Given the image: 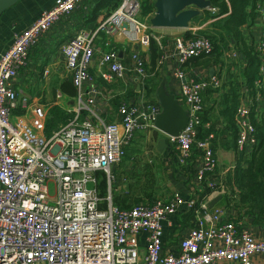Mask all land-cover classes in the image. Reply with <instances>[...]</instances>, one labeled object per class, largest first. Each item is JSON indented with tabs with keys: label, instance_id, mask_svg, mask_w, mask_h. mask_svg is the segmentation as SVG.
Masks as SVG:
<instances>
[{
	"label": "built area",
	"instance_id": "2783aa9c",
	"mask_svg": "<svg viewBox=\"0 0 264 264\" xmlns=\"http://www.w3.org/2000/svg\"><path fill=\"white\" fill-rule=\"evenodd\" d=\"M94 1L54 0L0 53V264H218L222 260L251 264L254 255H264V240L234 220H220L222 211L211 214L205 202L195 197L175 191L128 208L112 202V166L123 161L137 132L156 130L154 122L161 108L156 102L121 101L117 122L95 121L91 108L99 90L90 76L95 42L104 39L106 50L99 60L98 75L107 83L133 73L142 86L160 72L164 61L175 58V97L187 111L188 121L178 136L165 135L166 141L179 166L197 155L195 179L200 183L217 167L213 143L223 130L220 121H204V94L211 91L216 99L225 90L219 70L211 74L205 69L197 76V69H185L190 59L213 55V42L196 35L197 30L188 29L191 37H174L172 55L163 54L167 47L153 31V16L147 14L150 19L141 20L143 0H121L93 29L78 31L62 48L65 71L75 90L72 107L65 108L71 120L47 136V107L35 102L28 105L23 99L27 116L15 114L19 103L13 83L27 68L32 50L65 16ZM208 10L217 12L216 8ZM257 20L260 37L252 45L260 60L258 77L252 87L240 89L234 115V150L243 155L257 146L251 115L260 114L264 106V0L256 4ZM117 33L145 46L155 40L162 53L156 68L150 71L137 51L129 55L131 68L119 60L111 39ZM225 55L230 62H241L237 47ZM98 171L107 177L109 191L104 198L97 189ZM182 208L201 217L180 238L176 253L161 255L164 222ZM140 236L145 244L143 254Z\"/></svg>",
	"mask_w": 264,
	"mask_h": 264
},
{
	"label": "crops",
	"instance_id": "0c3cea01",
	"mask_svg": "<svg viewBox=\"0 0 264 264\" xmlns=\"http://www.w3.org/2000/svg\"><path fill=\"white\" fill-rule=\"evenodd\" d=\"M121 0H95L88 8L78 9L65 16L56 26L48 31L39 41V44L34 48L30 54L29 64L26 69L20 72L19 77L14 80L13 86L18 93L19 108L15 110L17 115L27 116V109L21 105L23 99L26 100L28 105L33 102L49 107L51 105H59L62 108H69L73 105V94H69L71 90V82L67 77L65 71V63L62 48L67 42L69 37L75 35L78 31L85 29L91 30L96 25L99 18L108 14L115 9ZM54 4V0H21L15 6L7 10L0 18V53L8 48L13 40V36L28 27L39 14L49 9ZM212 8V7H210ZM155 11V10H154ZM154 11L149 13L152 17ZM205 11L200 12L199 16ZM143 15V14H142ZM141 16V20H149L150 18ZM203 17V15H202ZM216 19L208 18L201 22L191 21L187 29L177 28H155L153 31L160 34L163 37L164 45L167 47V52H163L166 55H172L173 38L176 36H182L178 32L182 30V33L188 31V29H195L200 31L201 27L209 28V25ZM258 23L254 21L252 25L244 26L241 28L244 35H250L252 40H258L260 37L259 31L255 26ZM151 24V23H150ZM201 25V26H198ZM115 43V51L117 52L118 59L125 65L132 67V60L130 54L137 51L145 60L146 67L149 70L155 69L157 66V60L162 55L157 52V59L152 63V59L149 54V45L145 46L140 42H129V40L122 34H115L111 38ZM104 39L98 38L95 42V53L90 68V76L92 82L97 86L99 95L96 98L94 106L91 108L93 119L101 123L117 122L119 120L118 104L121 101L129 102H150L148 94V88L145 87V83L142 86L137 85L136 76L130 73L124 80H119L113 83H107L103 81L98 75L99 60L102 53L106 50L104 46ZM236 42L233 38L227 39L226 48L224 51L235 48ZM239 58L242 62L241 55ZM224 59V54L222 56ZM223 62V61H222ZM229 65L231 70L228 72L230 77L237 78L238 69L232 68L230 62H225ZM178 66L175 58L164 61L160 67L158 77H154L152 80L158 82L164 81V85L167 91L172 94L177 92V83L174 80L172 74L174 68ZM207 69L210 72L211 69L219 70L222 77L225 76V68L221 70L218 63L209 64L206 68L197 69L196 75L199 76V71ZM47 71L46 76L43 75L44 71ZM230 79V78H228ZM226 78V80H228ZM238 80L240 78H237ZM149 83V82H147ZM144 86V89H143ZM158 86V85H157ZM157 88V87H156ZM139 91L142 94H139ZM152 93V92H151ZM211 95L204 94V106L205 114L213 116V110L210 109V105L214 102L211 101ZM220 98V97H219ZM216 105V103L214 104ZM86 113L83 112V115ZM87 115V114H86ZM211 117V116H210ZM218 121H221V117ZM223 121V120H222ZM223 131L218 135L217 140L213 143V149L215 157L218 161V168L214 173L206 175L202 182H197L195 179V172L199 167L198 158L195 154L189 164L179 166L175 160V152L167 145L166 150L160 154L156 150L157 141L162 137V134L157 130H148L144 132H137L136 136L144 133H150L152 137L155 135L157 138L154 140V149L156 155L161 159V168L165 170V180L157 185L152 197L157 196H169L173 192L178 191L185 197H195L198 202H205L209 212L212 214L216 210L222 211L220 220H234L240 223V225L258 240H264V223L258 220L259 216L255 212H247L245 208L240 207L233 198H229L230 190L234 186L233 176L235 175L236 167L242 169L245 168L243 161L239 162L240 154L236 153L234 131L225 127V121ZM234 130V129H233ZM135 136V138H136ZM134 138V139H135ZM172 160L170 163L168 159ZM125 161V160H124ZM124 163V162H123ZM241 165V166H240ZM119 166L114 167L116 170ZM113 169H111L113 171ZM225 172L219 173L218 171ZM232 172V175H231ZM121 169L118 170L116 176H123ZM231 175V180H230ZM117 185V186H115ZM111 184L110 192L112 196L119 197L120 201H124V204L132 203L133 200H126V195L129 193V189L126 190L124 186L116 183ZM211 185H215L211 187ZM106 192L109 191V187L106 186ZM125 197V198H124ZM150 199V198H149ZM145 200L152 201V200ZM133 204V203H132ZM201 214H194L188 212L185 208L176 212L164 222V235L162 242L161 255L168 254L170 252L176 253L177 243L180 238L186 234V232L194 225L195 220L200 218ZM140 252L144 253V241L140 236ZM218 264H237L226 260L220 261ZM251 264H264V255L256 254L251 258Z\"/></svg>",
	"mask_w": 264,
	"mask_h": 264
},
{
	"label": "trees",
	"instance_id": "16d2710c",
	"mask_svg": "<svg viewBox=\"0 0 264 264\" xmlns=\"http://www.w3.org/2000/svg\"><path fill=\"white\" fill-rule=\"evenodd\" d=\"M258 1L259 0H210L211 7L216 8L217 12L212 13L210 11H205L203 14L196 16L192 20L194 22H199L202 15L204 20L208 18L216 19L204 32L196 31L195 33L196 35H204L209 38L213 42L214 50L213 55L210 57L202 56L190 59L185 64V69H201L208 67L209 64L216 63H218L221 70L225 68V76L227 79H230L226 80V78L222 77V74L219 73L223 79L225 93L220 95V98L218 97L216 99H214L212 95L210 96L211 101L214 102L210 105V109L213 110V116L210 115V117L204 112L203 118L204 121L210 120L217 124L219 118L221 117L220 123L223 125V128V122L225 121V127L232 129V132L235 128L234 115L240 96L239 91L243 87H252L259 72L260 60L258 59V54L252 45V37L249 34L244 35L241 30L242 27L249 26L254 23L256 19V4ZM154 10V2H150L149 0L142 1L141 14L143 15L141 16H146ZM191 36H193V34L190 31H186L184 33L185 38ZM229 38H233L235 40L237 50L241 55L243 63L237 64L238 62H230L225 55L227 50L224 51V48H226L227 39ZM159 51V46L155 40L150 39L149 54L154 65V62L157 59V52L159 53ZM223 54L224 59H222ZM225 62H230L232 64V68L238 69L237 78H240L239 80L237 78H233L232 76L230 77L228 72L231 68L229 65H226ZM152 78L147 81L149 83H145V87L147 86L148 88V94L154 92L159 84L157 80H152ZM210 92L211 91H208V94H210ZM68 93L73 94L74 96V88L71 87V90H69ZM150 102L155 103L154 99L150 100ZM215 103L216 105H214ZM71 118L72 114L59 105L49 106L47 108L45 120V135L49 136L60 125L68 123ZM251 120L257 128L258 143L255 150L251 153L246 155L240 154L241 158L239 162L243 161L245 168L240 169L238 166L236 167L237 170L235 171V175L232 177L236 189L234 190L233 187L231 188L232 190L229 198H233V200H235L240 207L245 208L247 212L257 213L259 216L258 220L264 223V106L260 114L254 113L251 115ZM125 158L126 151L125 157L119 165L123 164ZM113 176L115 177V174H113ZM113 183L115 185V178ZM97 189L100 194L99 187H97ZM113 197L114 196H112L113 204L119 207L128 208L139 204H124V201H120L119 197ZM147 197L150 198L149 200L154 199L151 194H147Z\"/></svg>",
	"mask_w": 264,
	"mask_h": 264
},
{
	"label": "water",
	"instance_id": "95a60500",
	"mask_svg": "<svg viewBox=\"0 0 264 264\" xmlns=\"http://www.w3.org/2000/svg\"><path fill=\"white\" fill-rule=\"evenodd\" d=\"M19 1L0 0V18ZM210 7V0H154L155 11L150 23L155 28L187 29L193 18ZM213 72L211 69L210 73ZM154 101L161 108L154 127L162 134L156 145V150L162 154L167 148L165 135L178 136L188 121V113L175 95L166 90L163 80L154 91Z\"/></svg>",
	"mask_w": 264,
	"mask_h": 264
},
{
	"label": "rangeland",
	"instance_id": "374dc122",
	"mask_svg": "<svg viewBox=\"0 0 264 264\" xmlns=\"http://www.w3.org/2000/svg\"><path fill=\"white\" fill-rule=\"evenodd\" d=\"M203 21L204 17H201V22ZM205 30V27H201L200 32H204ZM178 32H181V35L184 34L182 33V30ZM154 77H158V73H156L152 79H154ZM224 78H226V76H224ZM149 98L154 99V92L149 95ZM156 138L157 136L154 135L152 137L150 133L137 135L132 145L126 150V158L124 163L118 165L119 167L116 170L113 169L115 166H112L111 168L113 169V171L111 170V172L115 174V177H113V179L115 178V183L118 181L119 184L126 188V190H130L129 193H127L128 195H126V200H133L132 203L134 204L149 199V197H147V194L152 195L157 188V185L165 180V170L161 168V159L158 155H156L154 149V140ZM217 168L218 164L216 169ZM119 169H121L122 171V177L116 176V173ZM225 171L226 170L224 169L223 171L218 172L221 173ZM96 178L100 191L99 195L100 197L104 198L108 194V192H106L105 190L106 186H108L107 177L101 171H98L96 173ZM229 190L231 193L232 189L229 188ZM132 203L130 202V204Z\"/></svg>",
	"mask_w": 264,
	"mask_h": 264
}]
</instances>
